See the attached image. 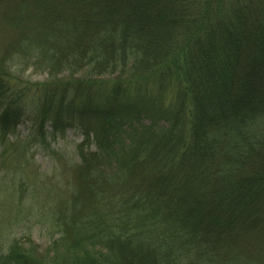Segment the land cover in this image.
Returning <instances> with one entry per match:
<instances>
[{
  "label": "trees",
  "instance_id": "trees-1",
  "mask_svg": "<svg viewBox=\"0 0 264 264\" xmlns=\"http://www.w3.org/2000/svg\"><path fill=\"white\" fill-rule=\"evenodd\" d=\"M0 44V136H83L0 264H264V0H0Z\"/></svg>",
  "mask_w": 264,
  "mask_h": 264
},
{
  "label": "rangeland",
  "instance_id": "rangeland-1",
  "mask_svg": "<svg viewBox=\"0 0 264 264\" xmlns=\"http://www.w3.org/2000/svg\"><path fill=\"white\" fill-rule=\"evenodd\" d=\"M5 47L0 44L1 54L14 51L16 45ZM1 54L2 63L5 56ZM7 66L23 81L35 83L45 78L43 73H33L34 67L18 74L22 66L19 60L7 62ZM35 128L27 120L13 133L0 136V233L30 235L43 249L52 237L51 214L72 186L77 146L83 136L78 130L68 129L54 138ZM44 130L48 133L50 128Z\"/></svg>",
  "mask_w": 264,
  "mask_h": 264
}]
</instances>
